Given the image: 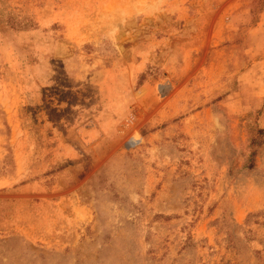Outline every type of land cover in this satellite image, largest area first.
<instances>
[{"label":"rangeland","instance_id":"374dc122","mask_svg":"<svg viewBox=\"0 0 264 264\" xmlns=\"http://www.w3.org/2000/svg\"><path fill=\"white\" fill-rule=\"evenodd\" d=\"M264 0H0V264H264Z\"/></svg>","mask_w":264,"mask_h":264},{"label":"crops","instance_id":"0c3cea01","mask_svg":"<svg viewBox=\"0 0 264 264\" xmlns=\"http://www.w3.org/2000/svg\"><path fill=\"white\" fill-rule=\"evenodd\" d=\"M263 15H264V12H263Z\"/></svg>","mask_w":264,"mask_h":264}]
</instances>
